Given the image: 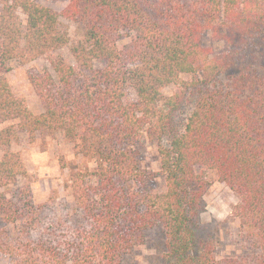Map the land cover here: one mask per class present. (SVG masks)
<instances>
[{
    "label": "trees",
    "instance_id": "1",
    "mask_svg": "<svg viewBox=\"0 0 264 264\" xmlns=\"http://www.w3.org/2000/svg\"><path fill=\"white\" fill-rule=\"evenodd\" d=\"M61 16L85 30L72 53L89 76L52 55L70 42ZM206 33L225 53L204 45ZM46 55L57 80L29 72L44 107L34 115L6 74ZM0 126V255L14 264H123L158 227L166 264H264V0H68L61 14L0 0ZM40 131H62L97 162L73 177L71 209L37 204L19 184L28 173L9 148ZM145 135L158 144L163 193L133 188L149 174L135 150ZM208 170L238 197L250 255L217 259L198 242Z\"/></svg>",
    "mask_w": 264,
    "mask_h": 264
},
{
    "label": "rangeland",
    "instance_id": "2",
    "mask_svg": "<svg viewBox=\"0 0 264 264\" xmlns=\"http://www.w3.org/2000/svg\"><path fill=\"white\" fill-rule=\"evenodd\" d=\"M33 1L49 7L59 14L68 5V0ZM60 29L69 35L70 42L67 46L54 51L52 55L77 67L83 76H89L87 71L80 69V65L72 53V48L84 40V28L61 16ZM203 42L216 54H223L226 51L225 44L213 38L211 33L204 35ZM48 56L40 57L25 65L13 62L11 71L6 74L14 95L23 98L34 115L43 113L44 107L28 74L32 70L50 71L57 80V75L53 71ZM95 66L102 68L103 64L96 62ZM183 79L189 81L191 76L184 75ZM175 91L176 87L170 86L163 90V95L169 97ZM125 100L126 102L136 100L134 91H130ZM183 118L185 116H182L181 119L183 120ZM9 149L20 153L28 173V177L22 179L19 184L30 185L34 201L37 204H43L54 197L59 211L64 207V203H67L70 209L74 206L71 189L73 177L77 173H93L97 168L95 159L78 153L75 144L67 139L62 131L55 135H51L47 131H40L36 133L34 139H31L27 132H22L19 142L13 143ZM4 150V147L0 146V160ZM135 150L138 154L140 168L149 174L143 184L133 185V188L143 193L165 192V178L161 170L158 144L145 135ZM205 178L207 182L205 208L196 224L198 242L201 245L212 242L215 246L217 259L250 255V250L240 241V220L234 214L238 197L219 180L215 171L208 170ZM166 252L165 232L163 228L158 227L148 233L144 243L137 245L132 253L124 257L123 264H166ZM0 264L14 263L9 258L0 255Z\"/></svg>",
    "mask_w": 264,
    "mask_h": 264
}]
</instances>
